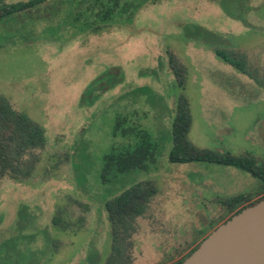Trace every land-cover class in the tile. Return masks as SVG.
Here are the masks:
<instances>
[{
    "label": "rangeland",
    "instance_id": "1",
    "mask_svg": "<svg viewBox=\"0 0 264 264\" xmlns=\"http://www.w3.org/2000/svg\"><path fill=\"white\" fill-rule=\"evenodd\" d=\"M120 4L133 7L105 23L112 0H51L0 22V95L47 139L29 178H0V264H104L105 204L147 180L158 193L136 221L133 264H175L231 216L227 200L259 186L242 170L171 163L169 154L184 94L195 146L264 160V0ZM216 49L245 54L252 76ZM170 53L187 68L184 90ZM118 116L151 134L156 163L105 184L104 156L135 145L114 135Z\"/></svg>",
    "mask_w": 264,
    "mask_h": 264
},
{
    "label": "trees",
    "instance_id": "2",
    "mask_svg": "<svg viewBox=\"0 0 264 264\" xmlns=\"http://www.w3.org/2000/svg\"><path fill=\"white\" fill-rule=\"evenodd\" d=\"M51 0H29L26 2L6 3L0 0V22L21 14L28 15L43 8ZM55 1V0H54ZM80 2L81 0H77ZM121 0H112V5L106 7L101 15L103 22L111 20L116 11L128 13L131 5L121 7ZM134 8L137 9L136 5ZM133 17L134 13H130ZM216 54L222 60L235 67L240 72L252 76L248 69L247 57L243 53L216 49ZM169 64L181 89H185L187 68L175 55L169 54ZM192 113L188 98L181 94L177 99L176 113L172 121V149L169 154L171 163L207 162L233 167L249 173L259 181V186L251 193H244L227 200L224 205L233 215L247 206L253 205L264 198V160L259 161L250 154L233 155L229 152H218L195 146L189 139L192 127ZM114 135L133 137L135 145L113 151L103 158L101 179L110 183L118 175L131 171L149 172L156 163V145L151 134L137 127L128 125L126 116L116 118ZM46 134L41 125L24 112L14 109L12 104L0 95V178L9 176L14 180L29 178L39 162L38 150L45 148ZM158 193L156 184L143 181L135 184L119 196L105 204L111 225V249L104 264H133V236L136 232V221L142 217L154 196ZM259 198L252 202L254 196ZM227 219V220H228ZM54 223H60V217L54 218ZM175 264H182L196 249Z\"/></svg>",
    "mask_w": 264,
    "mask_h": 264
},
{
    "label": "water",
    "instance_id": "3",
    "mask_svg": "<svg viewBox=\"0 0 264 264\" xmlns=\"http://www.w3.org/2000/svg\"><path fill=\"white\" fill-rule=\"evenodd\" d=\"M182 264H264V198L215 228Z\"/></svg>",
    "mask_w": 264,
    "mask_h": 264
},
{
    "label": "flooded vegetation",
    "instance_id": "4",
    "mask_svg": "<svg viewBox=\"0 0 264 264\" xmlns=\"http://www.w3.org/2000/svg\"><path fill=\"white\" fill-rule=\"evenodd\" d=\"M226 220H227V219H226ZM226 220H225V221H226Z\"/></svg>",
    "mask_w": 264,
    "mask_h": 264
}]
</instances>
